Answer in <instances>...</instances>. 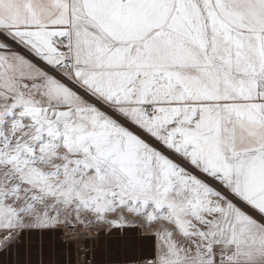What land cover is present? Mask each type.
I'll return each mask as SVG.
<instances>
[{
    "label": "snow or ice",
    "instance_id": "1",
    "mask_svg": "<svg viewBox=\"0 0 264 264\" xmlns=\"http://www.w3.org/2000/svg\"><path fill=\"white\" fill-rule=\"evenodd\" d=\"M126 215L139 264H264V0H0V254Z\"/></svg>",
    "mask_w": 264,
    "mask_h": 264
},
{
    "label": "rangeland",
    "instance_id": "2",
    "mask_svg": "<svg viewBox=\"0 0 264 264\" xmlns=\"http://www.w3.org/2000/svg\"><path fill=\"white\" fill-rule=\"evenodd\" d=\"M125 219L135 226L106 228L92 243V254L88 258L93 264H136L142 258L152 257L154 230L167 224L153 223L144 227L145 222L139 218L126 215ZM61 228L47 235L33 234L25 240L22 253L0 254V264H76V246L60 238Z\"/></svg>",
    "mask_w": 264,
    "mask_h": 264
},
{
    "label": "built area",
    "instance_id": "3",
    "mask_svg": "<svg viewBox=\"0 0 264 264\" xmlns=\"http://www.w3.org/2000/svg\"><path fill=\"white\" fill-rule=\"evenodd\" d=\"M61 239L64 240L65 242H74L76 246V264H85V255L81 253L80 248H81V243H82V234L77 233L76 231H70L67 228L62 227L61 229ZM90 236V234H89ZM98 236L95 237L94 240L91 238L88 241V244L90 245L89 247L92 248V243L96 240ZM91 256V255H89ZM90 259V258H88ZM92 260V259H91Z\"/></svg>",
    "mask_w": 264,
    "mask_h": 264
},
{
    "label": "crops",
    "instance_id": "4",
    "mask_svg": "<svg viewBox=\"0 0 264 264\" xmlns=\"http://www.w3.org/2000/svg\"><path fill=\"white\" fill-rule=\"evenodd\" d=\"M163 227H168V228H171L172 226L171 225H166V226H163ZM177 239H180L179 236L176 237ZM155 242V241H154ZM136 264H139V263H136Z\"/></svg>",
    "mask_w": 264,
    "mask_h": 264
}]
</instances>
